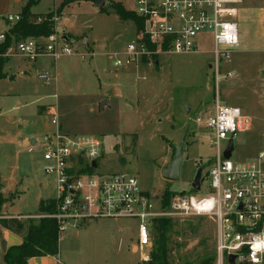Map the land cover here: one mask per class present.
<instances>
[{
  "label": "rangeland",
  "instance_id": "rangeland-1",
  "mask_svg": "<svg viewBox=\"0 0 264 264\" xmlns=\"http://www.w3.org/2000/svg\"><path fill=\"white\" fill-rule=\"evenodd\" d=\"M29 1L0 0L1 28L8 17L19 15ZM106 1L121 4L126 11L136 9V0ZM237 9L243 13L233 21L238 24L243 45L237 47L231 63L224 67V73L230 71L234 78L222 81L218 94L222 105L239 108L251 120L250 128L234 138L231 157L233 162H249L264 153V0H242ZM31 12L42 19L45 15H54L57 19L54 33L60 37L67 35L77 42L86 39L88 47H81L73 57L57 62L50 58L37 61L7 58L4 72L8 76L25 73L16 76L12 85L17 95L0 98L3 109L19 103V111L6 114L4 110L0 119V142H7L5 129L11 131L5 127L8 118L17 130L33 133L37 138L50 133L54 111L65 133L90 135L103 144L105 154L98 161L99 174L134 176L142 191L151 198L162 196L166 191L207 196L209 186L205 175L216 157V149L211 144L210 131L196 126L194 121L213 112L216 103L214 76L209 68L212 63L210 36L200 39L196 53L161 55L158 64L144 62L116 70L112 58L135 40L136 25L122 21L113 7L101 12L91 0L73 3L41 0ZM15 62L22 65L17 67ZM44 73L51 75L49 85L38 77ZM115 88L121 91L122 97L114 95ZM103 102L109 105L101 110ZM21 122L28 123L23 127ZM188 126L190 132L180 180L166 181L163 169L172 161L174 148L183 141ZM226 146L227 142H223L222 148ZM37 155L41 161L40 153ZM34 156L25 152L21 157L32 159ZM200 168H203V177L199 192L192 185ZM37 171L47 188L46 196L54 197V181L42 171V161ZM30 195L20 208L27 205V210L36 213ZM1 196L10 202L17 193ZM172 224L171 264H200L214 257L213 220L200 217L173 220ZM137 235L134 220L96 221L63 234L60 257L67 264H143ZM153 249L154 241L149 260Z\"/></svg>",
  "mask_w": 264,
  "mask_h": 264
},
{
  "label": "built area",
  "instance_id": "built-area-1",
  "mask_svg": "<svg viewBox=\"0 0 264 264\" xmlns=\"http://www.w3.org/2000/svg\"><path fill=\"white\" fill-rule=\"evenodd\" d=\"M241 3L242 0H136L134 13L141 26H136L135 40L111 61L114 69L121 70L144 62L152 64L161 55L196 53L200 39L210 36L209 68L214 76L216 103L213 112L194 121L196 126L210 131L211 144L216 149L207 172V196L175 194L164 206L162 196L151 198L134 176L99 174L103 144L90 135L65 133L53 111L52 131L36 138L28 153L39 152L42 171L54 179L57 211L35 219L56 220L59 238L87 226L89 221L134 220L142 261L148 262L157 221L205 217L215 224L214 264H231V258L233 264H264V153L249 162H233L223 157L230 141L251 126V120L239 108L222 105L218 94L219 84L234 78L230 71L224 73V67L231 63L239 45L238 24L233 19L237 18V6ZM20 19V15L8 17L4 28L0 26V45L6 39L8 26ZM76 52L53 33L47 38L20 41L4 57L28 61L50 58L57 62L73 57ZM38 77L47 85L52 79L49 73ZM223 142H227L225 148Z\"/></svg>",
  "mask_w": 264,
  "mask_h": 264
},
{
  "label": "trees",
  "instance_id": "trees-1",
  "mask_svg": "<svg viewBox=\"0 0 264 264\" xmlns=\"http://www.w3.org/2000/svg\"><path fill=\"white\" fill-rule=\"evenodd\" d=\"M79 0H70V3ZM41 0H30L29 3L22 9L19 14L21 19L14 25L8 26L6 39L0 45V80L6 78L4 67L8 59L4 57L6 51L16 43L33 38H47L54 33V15H45L41 22L38 19L41 16L32 14V9L38 5ZM115 12L122 21H132L137 27L141 26L140 19L133 11H126L121 4H113ZM105 12V11H101ZM72 38V37H70ZM158 60V57L155 58ZM211 161L209 166H212ZM208 178V173L205 179ZM202 182V181H201ZM0 193V225L22 237L23 243L20 246L11 247L5 254L4 260L6 264H28L32 258L40 257H58L59 256V228L54 219H18V218H3L2 208L9 200H4ZM175 194L166 191L162 194L163 205L169 204L171 198ZM16 197L9 202L12 203ZM57 211L56 201H42L39 204V215H53ZM2 217V218H1ZM173 230L172 220L162 219L154 225V249L151 253V258L143 264H171L169 240L170 233ZM214 257L206 258L200 264H214Z\"/></svg>",
  "mask_w": 264,
  "mask_h": 264
},
{
  "label": "crops",
  "instance_id": "crops-1",
  "mask_svg": "<svg viewBox=\"0 0 264 264\" xmlns=\"http://www.w3.org/2000/svg\"><path fill=\"white\" fill-rule=\"evenodd\" d=\"M240 13L242 14L243 11H239V10L237 11V18L238 17L240 18ZM242 16L243 15H241V18ZM240 42L241 41L239 40V45H243L242 42L241 43ZM87 47H88V41H87ZM14 65L20 67L22 64H20L19 62H15ZM34 66L35 65H33V67ZM8 68L10 70L15 69L13 67L12 68L8 67ZM16 70L18 69L16 68ZM24 73L21 71L20 73L18 72V74H11L12 75L11 77L8 76L6 73L7 75L6 78L0 80V98L6 99L11 96L14 98L17 95L12 85L15 82V77L22 76ZM4 110L6 114L19 111V103L18 104L14 103L13 107L9 106L7 109L5 108L3 109L2 105L0 104V119L4 115ZM5 122H6L5 127L9 128L11 131L5 129L4 136L7 138V142L5 143L0 142V193L2 194L17 193V197L12 203H8L2 208V215H3L2 217L18 218L23 220L35 219L36 217L39 216V212L33 213L31 212V210H27V205L23 209L20 208L21 204L24 203L26 196H28L29 193L31 194L30 198H32L33 200L32 205L35 206L36 211H38L40 202L55 199L56 193L54 197L46 196L47 188L45 187L43 179L39 177L40 175L38 174L37 171V166L41 162L39 159L40 158L39 155L35 154L36 157L34 156L32 157V159H26L21 157L22 154H24L25 152L28 153V148L30 146L34 145L35 139L37 138L36 135L33 133L30 134L27 131L23 132L21 130H17L15 127V123H13L9 118ZM0 123L2 122L0 121ZM21 123L23 127H25L28 122H21ZM54 185H55V181H54ZM22 243H23V239L21 236L16 235L4 229L0 225V264H6L4 257L8 249H10L11 247L20 246ZM59 249H60V241H59ZM60 256L61 255L59 253L58 257L48 256V257L32 258L28 261V264H59V263L67 264L66 262L61 260Z\"/></svg>",
  "mask_w": 264,
  "mask_h": 264
},
{
  "label": "water",
  "instance_id": "water-1",
  "mask_svg": "<svg viewBox=\"0 0 264 264\" xmlns=\"http://www.w3.org/2000/svg\"><path fill=\"white\" fill-rule=\"evenodd\" d=\"M97 4V8L100 11H106L109 7H112L113 5L108 3L106 0H91ZM61 40L65 42L66 44L72 45L75 51H78L81 47L87 48V41L81 40L77 42L75 39L70 38L67 35H63L61 37ZM155 64H158L156 61ZM114 95L122 97V93L119 89L115 88ZM109 104L107 102H103L100 104V109L102 110L105 106H108ZM190 132V126L186 129L183 141L180 145L176 146L174 148V157L172 161L163 169V178L166 181H179L180 180V173H181V166L183 163V155L187 146L188 142V136ZM234 150V143L233 141H230L227 150L225 151L223 157L226 160L231 159L232 153ZM105 154L104 148L102 149L101 155L103 156ZM96 166V164H94ZM203 177V168H200L197 172V175L195 177V180L193 182V190L200 191L201 189V181ZM93 223L92 221H89L87 223L88 226H91ZM234 258H231L230 263L233 264Z\"/></svg>",
  "mask_w": 264,
  "mask_h": 264
}]
</instances>
